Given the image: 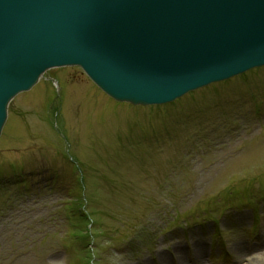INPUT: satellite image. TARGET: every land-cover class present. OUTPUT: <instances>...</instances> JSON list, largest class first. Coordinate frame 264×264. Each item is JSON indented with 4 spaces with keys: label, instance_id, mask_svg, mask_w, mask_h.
<instances>
[{
    "label": "rangeland",
    "instance_id": "obj_1",
    "mask_svg": "<svg viewBox=\"0 0 264 264\" xmlns=\"http://www.w3.org/2000/svg\"><path fill=\"white\" fill-rule=\"evenodd\" d=\"M260 102L264 65L150 107L109 101L76 66L47 69L10 99L0 130V172L11 171L0 174V264H242L264 254V201L225 205L264 186V117L251 122ZM32 168L59 179L19 191L25 177L12 178ZM71 198L84 218L68 213ZM206 206L221 218L224 250L210 220L183 225Z\"/></svg>",
    "mask_w": 264,
    "mask_h": 264
},
{
    "label": "water",
    "instance_id": "obj_2",
    "mask_svg": "<svg viewBox=\"0 0 264 264\" xmlns=\"http://www.w3.org/2000/svg\"><path fill=\"white\" fill-rule=\"evenodd\" d=\"M67 60L138 101L127 88L144 79L133 71L139 62L143 71L158 61L164 77L263 61L264 0H0V120L7 96Z\"/></svg>",
    "mask_w": 264,
    "mask_h": 264
},
{
    "label": "bare ground",
    "instance_id": "obj_3",
    "mask_svg": "<svg viewBox=\"0 0 264 264\" xmlns=\"http://www.w3.org/2000/svg\"><path fill=\"white\" fill-rule=\"evenodd\" d=\"M261 28H255V27H250V31L249 32H251V34H254V36H258V35H256V34H258L259 33V30H260ZM263 33V32H262ZM209 74H203V75H201V76H199V77H203V76H208ZM159 91H161V92H165L163 89H158ZM236 249L237 250H235V251H239L238 249H240L239 248V246H236ZM242 252V251H241ZM195 253L198 255V256H200V253H201V250H198V251H196V249H195ZM242 254H243V256H245V253L244 252H242ZM242 264H264V254H257V255H254V256H252V258L250 259H248L247 261H245L244 263H242Z\"/></svg>",
    "mask_w": 264,
    "mask_h": 264
}]
</instances>
